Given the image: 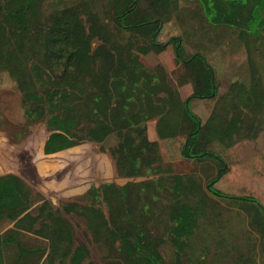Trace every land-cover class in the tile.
<instances>
[{
    "label": "trees",
    "instance_id": "obj_1",
    "mask_svg": "<svg viewBox=\"0 0 264 264\" xmlns=\"http://www.w3.org/2000/svg\"><path fill=\"white\" fill-rule=\"evenodd\" d=\"M193 2L219 30L218 39L226 30L235 36L238 55L249 67L248 77L232 82L222 94L204 53L182 57L181 35L165 42L157 38L165 22L177 18L184 23L179 0H106L103 11L115 31L87 3L51 9L46 0H0V71L14 78L27 116H46L50 133L43 151L50 154L114 134L117 141L109 152L116 174L142 177L91 186L87 194L93 201L83 207L84 212L94 210L90 226L102 236L108 255L126 264H180L202 227L200 218L207 216L206 190L243 204L249 224L264 237V187L257 186V180L264 183V158H240L234 149L239 139H253L264 128V0ZM168 43L192 85L184 100L162 64L147 67L140 59L141 53L162 51ZM191 99L204 101L208 116L203 122L190 109ZM152 119L159 137H184L179 153L195 161L196 174L199 163H208L205 186L199 176L176 173L171 162L163 161L158 142L147 136ZM241 178L249 185H241ZM223 179L231 181L229 191L215 185ZM99 197L108 207L107 216L93 208ZM79 207L68 202L63 210L78 212ZM160 214L167 222L164 235L146 226ZM4 223L13 229L0 233V264H6L4 248L12 244L16 264L35 255L37 263L45 255L47 264H83L90 255L86 244L75 245L72 224L47 198L0 179V227ZM24 232L34 233L42 245H24L19 238ZM165 236L174 248L173 262L160 250Z\"/></svg>",
    "mask_w": 264,
    "mask_h": 264
},
{
    "label": "rangeland",
    "instance_id": "obj_2",
    "mask_svg": "<svg viewBox=\"0 0 264 264\" xmlns=\"http://www.w3.org/2000/svg\"><path fill=\"white\" fill-rule=\"evenodd\" d=\"M46 1L50 5L45 7L51 9L71 3H87L92 7L87 9L94 10L110 29L113 31L117 29L111 17L104 14L103 6L106 0ZM179 5L182 10L178 12V15L185 19L184 23L177 18L165 22L157 37L158 40L165 42L174 35H181L184 48L182 57L190 56L195 51L204 53L208 62L213 66L219 94L225 92L232 82L246 79L249 75V67L246 60L238 55L239 44L235 36L226 30V32L223 31L222 38L218 39L219 30L210 26L201 17L198 5L193 0H179ZM188 9L191 10L190 14ZM96 45L97 41L95 40L93 46ZM140 59L147 67H153L157 63L162 64L169 80L178 89L181 98L184 100L190 95V80L183 66L175 57V48L172 43H168L159 52L150 50L147 53H141ZM254 81L257 82V79ZM189 107L202 122L207 118L208 112L202 100L191 99ZM25 112L22 94L17 89L14 78L8 71H0V179L18 182L20 187H30L33 193L42 194L50 201L54 209L61 211L73 226L75 245L84 243L90 250V255L83 264H87L88 261H93L94 264H126L121 257L108 255V247L100 242L102 236L96 234L91 228L89 213H94V210H86V212L83 210V207L93 201L92 197L87 194L91 186L115 181L121 184L126 183V179H121L116 174L114 160L109 152L110 146L117 141L116 136L110 134L104 141L85 140L71 151L50 156L43 151V143L50 133L46 116L34 119L27 116ZM262 119L264 120V118ZM147 126L152 135L156 137V119L149 120ZM149 135L152 136L150 132ZM161 149L167 159V153L170 154L172 148L170 147L169 151L165 150V145L162 144ZM249 152L241 150L244 155ZM100 157L110 159L111 167L109 165L108 172L101 170ZM174 164L176 173L199 176L205 186L209 176L203 172V168L208 163L199 168L202 171L198 174L194 172L195 161L191 159H183ZM78 170L80 174H77ZM214 171L210 176L214 174ZM66 178L71 184L77 181L81 192L67 195L63 188L58 189L57 181L62 183ZM141 179L142 177H137L130 180ZM127 181L129 180L127 179ZM240 181L241 185L250 183L246 178H241ZM215 185L222 191H229L232 187L231 181L227 179H223ZM84 186L88 187L85 191H83ZM250 188L253 189V187ZM250 192L255 193L254 191ZM166 198L165 201H167ZM206 198L208 200L207 216L200 218L202 227L195 231L190 247L181 254L180 264H264V237L260 234L258 236L257 230L249 224L243 204L231 198L212 195L207 190ZM68 202H77L81 206L78 208L79 211L65 212L63 207ZM39 204L40 202L34 204L33 214L37 213L36 207ZM92 205H94L93 208L100 207L104 214L108 215V207L101 197L94 200ZM146 222L147 228L151 231L164 235L167 223L164 216L160 214L156 221L149 219ZM11 229H13L12 224L4 223L0 227V233H7ZM19 238L26 246L42 245L41 239L32 232H24ZM160 250L168 262H173L175 252L168 239L161 244ZM16 257L17 247L15 244L4 248L6 264H16ZM36 259V255L26 257L22 263L47 264L45 255L38 259V263L35 262ZM55 264L58 262L56 261Z\"/></svg>",
    "mask_w": 264,
    "mask_h": 264
},
{
    "label": "crops",
    "instance_id": "obj_3",
    "mask_svg": "<svg viewBox=\"0 0 264 264\" xmlns=\"http://www.w3.org/2000/svg\"><path fill=\"white\" fill-rule=\"evenodd\" d=\"M191 92H192V85H191ZM190 92V94H191ZM181 97V96H180ZM201 100V99H200ZM203 101V100H202ZM204 102V101H203ZM205 105V103H204ZM206 108V106H205ZM207 112H208V109L206 108ZM208 116V115H207ZM149 132L151 133L152 135V132L151 130L148 128L147 126V136L150 140H155L158 142L159 144V149H160V153H161V156H162V159L164 162H171L173 164V166L175 165L174 163L175 162H178L180 160H183V158L180 156V153H179V149H180V146L181 144L183 143L184 141V137L183 136H178L176 138H161L158 136L157 134V130H156V137L155 135H152L150 136L149 135ZM162 141V143H161ZM162 144L165 145V150H168L170 149V147L172 148V152L169 154L167 153L168 157L167 159H165L163 153H162ZM79 145V144H78ZM78 145H75V146H72V147H69V148H66V149H63V150H60L58 152H54V153H50L48 155L50 156H54L56 154H59L61 152H66V151H71L72 149H75ZM167 147V148H166ZM234 149L237 153V155L240 157V158H246V157H249V156H254V155H257L259 157H262L264 158V128L257 134V136L253 139H250V138H242V139H239L235 145H234ZM245 150V151H250L248 154H242L241 153V150ZM103 156V155H102ZM99 157V156H98ZM52 158V157H51ZM101 158V161H102V165H101V170L102 171H107L108 172V167L110 165L111 167V163H110V159H108V157H105V159H103L102 157ZM185 160V159H184ZM68 161V159H67ZM50 162V161H49ZM67 163V162H65ZM64 163V164H65ZM203 164H206L204 162L202 163H199V165L196 166L197 168V173H200L201 171L199 170V168L203 165ZM205 166V165H204ZM203 172H205V174H208L209 172H211L210 170L207 169V165L203 168ZM77 174H80V171L78 170L77 171ZM68 177V176H67ZM63 178V177H62ZM61 178V179H62ZM121 179H127L130 180L131 178H124V177H121ZM117 184H121V183H118L117 181H115ZM57 188L58 189H61L63 188L62 190L65 192V194L67 195H71V194H78L79 192H81V189H80V185H78L79 183L76 181V183H69L68 181V178H66V180L64 182H60L59 180L57 181ZM261 185L262 187H264V183H262L261 181H258L257 180V186ZM84 190L85 191L88 187H85L84 186Z\"/></svg>",
    "mask_w": 264,
    "mask_h": 264
}]
</instances>
